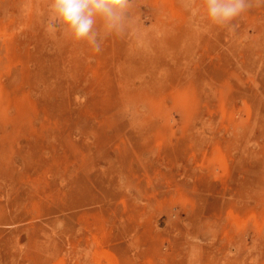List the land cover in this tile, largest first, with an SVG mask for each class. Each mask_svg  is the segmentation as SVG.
Returning <instances> with one entry per match:
<instances>
[{
  "label": "rangeland",
  "instance_id": "374dc122",
  "mask_svg": "<svg viewBox=\"0 0 264 264\" xmlns=\"http://www.w3.org/2000/svg\"><path fill=\"white\" fill-rule=\"evenodd\" d=\"M196 6L96 53L0 0V264H264V6Z\"/></svg>",
  "mask_w": 264,
  "mask_h": 264
},
{
  "label": "clouds",
  "instance_id": "9594fccd",
  "mask_svg": "<svg viewBox=\"0 0 264 264\" xmlns=\"http://www.w3.org/2000/svg\"><path fill=\"white\" fill-rule=\"evenodd\" d=\"M192 16L200 13L196 0H181ZM134 0H49L48 27L62 30L73 42L87 43L96 53L110 35H121L129 25ZM205 18L211 25L234 29L232 22L264 0H202Z\"/></svg>",
  "mask_w": 264,
  "mask_h": 264
}]
</instances>
